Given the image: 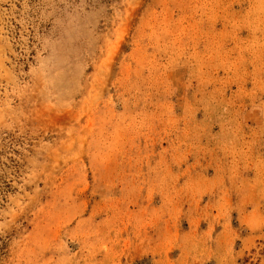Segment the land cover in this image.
<instances>
[{"label":"rangeland","instance_id":"rangeland-1","mask_svg":"<svg viewBox=\"0 0 264 264\" xmlns=\"http://www.w3.org/2000/svg\"><path fill=\"white\" fill-rule=\"evenodd\" d=\"M0 264H264V0H0Z\"/></svg>","mask_w":264,"mask_h":264}]
</instances>
